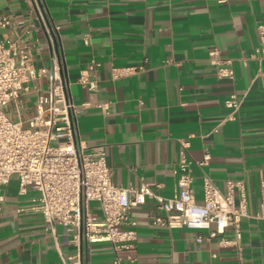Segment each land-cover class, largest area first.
Listing matches in <instances>:
<instances>
[{
    "label": "crops",
    "instance_id": "crops-1",
    "mask_svg": "<svg viewBox=\"0 0 264 264\" xmlns=\"http://www.w3.org/2000/svg\"><path fill=\"white\" fill-rule=\"evenodd\" d=\"M41 3L58 27L53 43L41 29L37 0H0V15L11 19L0 36L34 43L37 67H49L54 50L60 52L74 102L88 103L78 114L81 137L88 147L105 149L113 182L137 188L148 183L155 194L173 197L187 140L197 201H203L205 175L223 193L229 179L242 181L234 197L239 203L244 195L249 213L241 219L239 256L235 246L221 242L234 237L232 228L212 237L207 229L155 224L153 216L165 211L147 196L129 211L134 249L82 242V263L264 264V218L255 217L264 209V51L258 30L264 0ZM213 47L231 60L233 78L218 76L208 54ZM82 73L97 81L95 90L78 82ZM231 94L245 95L235 112L225 105ZM36 194H20L10 180L0 208V264H64L63 257L78 252L72 233L57 225L53 234L28 209ZM90 210L101 216L99 202L91 201Z\"/></svg>",
    "mask_w": 264,
    "mask_h": 264
},
{
    "label": "built area",
    "instance_id": "built-area-1",
    "mask_svg": "<svg viewBox=\"0 0 264 264\" xmlns=\"http://www.w3.org/2000/svg\"><path fill=\"white\" fill-rule=\"evenodd\" d=\"M37 1L43 22L41 29L53 43L58 27L51 24L41 0ZM10 23L9 17L0 15V28ZM258 30L260 50L264 51V23ZM88 41L86 38L85 42ZM34 46L23 38L12 40L0 36V208L11 177L17 174L20 194L37 192L28 209L42 216L46 229L56 235V226L62 225L66 233H72L78 252L63 257L64 264H83L82 242L90 247L107 241L116 251L131 252L137 235L135 230L126 228L131 223L129 211L147 196L154 197L165 211V215L153 216L155 224L207 229L212 237L232 228L234 237H223L221 242L235 246L241 256V219L249 213L244 195L236 203L234 190L236 187L243 190V182L229 179L228 192L223 193L205 175L203 201L198 202L186 157L189 147L186 140L182 142L175 170L178 177L173 197L155 194L148 183L138 188L115 184L105 149L90 148L81 137L78 114L88 103L74 102L62 55L55 49L51 65L37 67L33 60ZM208 54L219 77H234L231 60L224 59L219 48H211ZM96 65L93 62L89 68ZM78 82L91 90L98 85L88 73H82ZM244 97L231 94L225 105L235 112ZM91 201L99 202L101 216L90 210ZM255 217L264 218V209Z\"/></svg>",
    "mask_w": 264,
    "mask_h": 264
},
{
    "label": "rangeland",
    "instance_id": "rangeland-1",
    "mask_svg": "<svg viewBox=\"0 0 264 264\" xmlns=\"http://www.w3.org/2000/svg\"><path fill=\"white\" fill-rule=\"evenodd\" d=\"M19 184V177L17 174H13L11 177V186H15Z\"/></svg>",
    "mask_w": 264,
    "mask_h": 264
}]
</instances>
